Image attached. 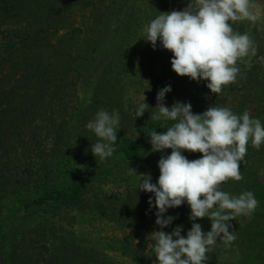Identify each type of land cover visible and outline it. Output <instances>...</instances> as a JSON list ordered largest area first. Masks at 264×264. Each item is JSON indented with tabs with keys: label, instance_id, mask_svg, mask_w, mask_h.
<instances>
[{
	"label": "trees",
	"instance_id": "1",
	"mask_svg": "<svg viewBox=\"0 0 264 264\" xmlns=\"http://www.w3.org/2000/svg\"><path fill=\"white\" fill-rule=\"evenodd\" d=\"M189 3L194 6L195 0H0V203L7 194L25 192L16 221H34L12 242L18 253L11 249L10 264H154L149 247L154 231L170 234L182 226L186 238L193 223L205 234L211 231L209 218L190 220L186 202L167 210L165 218L174 219L161 229L155 223L154 193L138 189L142 178L137 175H150L156 184L158 162L171 154V149L153 152L148 136L175 123L150 119L158 92L171 87L164 100L169 108L181 102L190 103L193 114L199 109L189 89L192 79L177 75L173 54L159 40L153 49L143 31L160 12L180 11ZM254 3L255 22L230 23L250 35L256 55L238 62L236 82L218 95L207 81L199 82L212 106L240 116L248 111L264 125V0ZM131 76L141 93L135 103L127 97ZM82 93L90 98L84 108ZM144 99L149 108L137 117ZM101 108H116L120 116L116 151L105 160L93 155L96 135L86 127ZM133 127L136 132L127 131ZM245 161L243 179L228 180L222 190L232 196L251 191L258 207L251 218L241 215L229 222L235 241L225 247L218 239L206 264H264V144L256 150L249 142ZM88 213L113 226L114 244L110 239L108 246L117 258L70 228Z\"/></svg>",
	"mask_w": 264,
	"mask_h": 264
},
{
	"label": "clouds",
	"instance_id": "2",
	"mask_svg": "<svg viewBox=\"0 0 264 264\" xmlns=\"http://www.w3.org/2000/svg\"><path fill=\"white\" fill-rule=\"evenodd\" d=\"M256 7L254 0H195L194 6L189 3L183 10L160 12L144 28V39L153 49L159 40L173 54L171 66L177 75L205 80L211 93L218 95L225 86L236 82L238 62L257 53L250 35L234 30L230 23L255 22ZM170 91L167 86L158 92L154 108L157 111L150 116L152 120L175 121L166 132L153 130L148 135L153 152L171 149V154L158 162L157 183L151 182L150 175H137L130 167L129 172L142 178L139 190L154 193L155 223L161 229L174 219L165 218L167 210L185 202L191 209L190 220L207 217L211 221V231L206 234L199 223L192 224L186 238L181 235L182 226L170 234L162 230L151 233L154 244L149 247L154 249L157 264H206L218 239L225 247L235 241L229 222L241 215L251 218L258 207L253 192L232 196L222 190V184L243 179L240 165L246 163L247 146L251 142L256 150L260 149L264 144V125L251 118L248 111L240 116L228 107L211 106L202 114H193L190 103L174 102L169 108L164 100ZM145 99L136 110L137 117L149 108ZM118 126V114L105 110L87 123L86 127L98 138L91 148L95 157L105 160L116 151ZM184 151L202 156L189 160L182 155ZM148 203L153 205L151 198Z\"/></svg>",
	"mask_w": 264,
	"mask_h": 264
},
{
	"label": "rangeland",
	"instance_id": "3",
	"mask_svg": "<svg viewBox=\"0 0 264 264\" xmlns=\"http://www.w3.org/2000/svg\"><path fill=\"white\" fill-rule=\"evenodd\" d=\"M5 27H8V26L4 24L2 28H5ZM128 80H129V84L126 86V90H129L127 97H132V100L135 103L137 101V97L138 96L141 97V93L137 91L139 85L135 83V80H133V76L128 77ZM189 89L191 90L192 93L195 94V96L197 97V101L199 102V109L197 111V114H201V112H205L209 107L212 106L209 93L206 90H203L201 88V83L199 81L191 80L189 82ZM82 94L83 95L80 97V103H79L81 104V108L83 106L85 107L89 103V99H90L89 93L87 94L82 93ZM101 110H105L109 114L115 113V114H118L119 116V112L117 111L116 108H112V109L101 108L96 112V114ZM96 114L93 117V120L95 119ZM118 129H119V126H118ZM129 129H127V131L136 132L134 127L131 128V130ZM118 135L120 134L117 132V140L119 138ZM97 140L98 138L95 137V142H97ZM115 143H117V141ZM261 178L264 181L263 172H261ZM103 186L114 188L117 185L116 184L113 185V183L111 184L105 183L103 184ZM26 195L27 194L25 192L10 193V194H7L4 198H2V201L0 203V262L2 264H10L8 255L11 249H15V251L18 253V248L14 245L13 247L11 246L12 242H15V240L20 236V233L23 230L30 228L31 224L34 222L33 221L28 224L23 223V225H19L18 224L19 220L16 221L22 212L21 206L19 207L20 200L23 199L24 196ZM14 210H15V214H13ZM96 217L97 216L91 213L85 214L82 218L78 216L77 221L74 219V221L71 223V225L72 224L74 225L70 226V228L73 230V232L76 235L81 236V238L84 237L86 241L89 239L93 240L92 242L93 244L98 245V247H100L104 251L111 252L112 254L111 256L114 258H117L115 257L116 252L112 250V246L111 248L108 246L109 243L113 242L112 234L113 232H115L113 226L109 224L108 222H106L104 219L100 217H97V218ZM69 221H72V219H70ZM110 239L112 242H109ZM154 264H157V262H155Z\"/></svg>",
	"mask_w": 264,
	"mask_h": 264
}]
</instances>
